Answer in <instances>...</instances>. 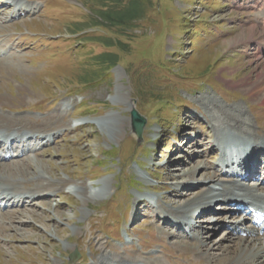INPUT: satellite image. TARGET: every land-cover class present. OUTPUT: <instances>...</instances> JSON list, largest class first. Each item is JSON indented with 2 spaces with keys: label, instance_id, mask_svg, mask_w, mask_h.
Wrapping results in <instances>:
<instances>
[{
  "label": "rangeland",
  "instance_id": "374dc122",
  "mask_svg": "<svg viewBox=\"0 0 264 264\" xmlns=\"http://www.w3.org/2000/svg\"><path fill=\"white\" fill-rule=\"evenodd\" d=\"M21 1L36 4L35 12L12 16L15 7L0 0L9 6L0 8V41L15 52L0 67L1 111L33 124L50 119L39 129L51 134L25 131L35 135L25 142L34 148L0 159V175L10 169V180L26 191L45 183L42 173L51 184L45 196L25 193L20 205L0 208V264H70L76 247L74 264H91L103 250L159 264H208L204 249L240 218L233 206L216 201L209 214L192 210L197 233L211 235L204 246L171 235L176 229L157 208L192 197L178 182L194 165L207 166L197 180L221 172L205 93L226 106L247 104L253 129L264 132V103L228 83L264 71V0H140L139 14L122 25H110L101 11L124 10L129 0ZM252 26L253 38L225 43ZM64 100L66 110L59 108ZM132 102L147 118L142 139L132 131ZM126 117L116 139L112 125ZM189 132L197 139L187 143ZM105 179H112L110 191L88 203L69 188Z\"/></svg>",
  "mask_w": 264,
  "mask_h": 264
},
{
  "label": "bare ground",
  "instance_id": "6f19581e",
  "mask_svg": "<svg viewBox=\"0 0 264 264\" xmlns=\"http://www.w3.org/2000/svg\"><path fill=\"white\" fill-rule=\"evenodd\" d=\"M10 1H13L17 5L15 11H21V9H26L35 12L36 10L37 5L34 3L26 4L21 0ZM0 8H2V10L8 9L9 6L2 4L0 5ZM255 30L256 26H252L250 29H247V32L239 34L236 38L226 40L225 43L227 45H232L244 41L247 38H253V34L249 35V33H253ZM14 54L15 52L11 51L10 46H6L0 41L1 68L6 67V65L10 63L9 60H11V57H13ZM249 79L250 78H244L238 82L228 80V83L236 87H245L247 92H249L253 98L258 99L259 97L258 100L261 103H264V71L258 74V78L253 80ZM200 100L205 103L206 110L209 113V123L211 124L210 126L216 132L214 133V148L216 144V148L217 146L224 147L222 152L220 153V162H222L223 164L228 163L229 159H231L229 158V155L232 153L233 148H229L231 149V151H229L227 147L225 148V145L231 142H236L235 144H241L237 149L238 153H243L248 148H251L250 150L252 152L250 153L251 155H248V160L252 163L254 162V164L259 162V158L261 157V155H264V132L253 129L251 123L254 120L251 119L252 114L248 113V110L245 108L247 104L239 103L233 106H226L223 104L222 100H220L217 96L212 95L211 93H205L202 98L200 97ZM4 104V101L0 99V133H5L6 141L8 140L11 134H16L15 136L17 137L25 136L23 133L25 130H31V132H33L34 134L39 133L43 134L44 136L51 134L46 133V131L42 129H39L50 119H46L42 123L33 124L34 122L32 123L31 120L23 116L13 115L6 111H1ZM69 105L70 101L64 100L59 108L66 110L68 109ZM134 106L135 104L132 102V104L130 105L131 109H133ZM111 116L116 118L115 114ZM130 118L126 117V121L121 120L118 123H114V125H112L114 135L117 137L116 139L120 138L125 133L126 126L130 123ZM206 118L208 119V117ZM117 120L118 119H116V122ZM87 121L88 120H83V122ZM258 127L260 128L259 125L257 126V128ZM228 132L233 133V135L230 136ZM196 139L197 138L194 137L191 140L194 141ZM187 143H189V140ZM1 146L5 147L6 142L5 144L2 143L0 147ZM5 151L8 152L9 155L13 154L12 146H9L6 149L4 148L3 152L0 153V158H3ZM206 167L207 166L203 163L194 165V167L191 169L190 172H188L184 180L178 182V185H182V189L188 190V192L185 191L186 194L189 193L190 195H192V197L189 196L186 197L183 201H179V203L175 207L171 206L164 209L163 205H158L157 209H160L159 212H161L162 214L160 217H163V219L166 220L165 223H169L171 221L177 222L179 220L185 221L186 219L189 220V215L191 214L192 210L196 208V206H199L198 209L202 207L203 210H206L205 212H209L211 210L212 204H214L216 201H235L238 202L237 204H245L247 202L250 205H255L258 208L264 210L263 184L257 181L251 182L247 180H242L238 177L226 175L227 173L222 174L221 172L214 173L212 175L204 173V177L202 179L197 180L195 178L196 174L199 173V171H203L204 169H206ZM253 168L254 167L252 166L251 169L254 171ZM3 169L4 171L2 170L3 172L1 174L4 173V175H0V188L6 190V193H15V197H20L21 199L25 193H29L30 195L42 193L41 195L45 196L43 195L46 194L43 193L44 190H47L46 192L50 190V186L47 187L46 182H50L51 180L50 178H47L45 176V173H42L41 175V180H43L45 183L40 181V183L37 184L34 188H31L30 190L26 191L22 189L21 186H19L20 183L10 180L9 176L12 172L10 169ZM244 170L245 169L243 168L240 169V175ZM61 181L62 180H60V182ZM111 182L112 179H105L103 180L102 186H96L95 184L80 185L79 183H73L69 186V188L70 191H78L82 195L84 203H88L92 200L99 199L105 194H107L112 188ZM197 188L201 189L196 192ZM198 209L196 211H198ZM192 220L193 219L190 216V220L188 222H179V228L176 231L170 232V234L175 235V232H179L184 237L199 240L203 246L209 245L207 241L209 240L211 235L209 234L206 238L198 234V227L193 226ZM185 223L189 224V228L193 233L192 235H189V233L187 232ZM166 226H169L171 228V224H168ZM183 231L185 232L183 233ZM226 241H228V243H226ZM175 243L184 250H190V246H187L184 242V244H182L180 241L178 242L177 240V242ZM195 250H200V247L196 248ZM219 250L224 251L218 252ZM203 255L206 256V261L209 262L208 264H211L212 260H217L218 264H264V233L261 232V230L258 229L255 225L251 224L249 216H245L243 217V219H235L232 228L229 229V232L225 236H223L218 242L213 243L211 247L204 249ZM129 257L130 256L126 257L123 255L121 257H115L107 252L105 253L103 250L100 257L94 260L91 264H159L157 260L145 262Z\"/></svg>",
  "mask_w": 264,
  "mask_h": 264
},
{
  "label": "trees",
  "instance_id": "16d2710c",
  "mask_svg": "<svg viewBox=\"0 0 264 264\" xmlns=\"http://www.w3.org/2000/svg\"><path fill=\"white\" fill-rule=\"evenodd\" d=\"M136 1L140 2V0H129V3H131L132 5H129V7L125 8L124 10H102V17H104L110 25L125 24L128 19L135 18L139 14L140 4L138 6L134 5V3H137ZM108 55L109 54H106L105 52L100 54L99 58L103 59L108 57Z\"/></svg>",
  "mask_w": 264,
  "mask_h": 264
},
{
  "label": "water",
  "instance_id": "95a60500",
  "mask_svg": "<svg viewBox=\"0 0 264 264\" xmlns=\"http://www.w3.org/2000/svg\"><path fill=\"white\" fill-rule=\"evenodd\" d=\"M131 118H132V131L137 136L138 139H142L143 131L147 122V119L144 115H142L136 107L131 110ZM81 256V253L78 249H75L69 256V263L74 264L76 260Z\"/></svg>",
  "mask_w": 264,
  "mask_h": 264
}]
</instances>
